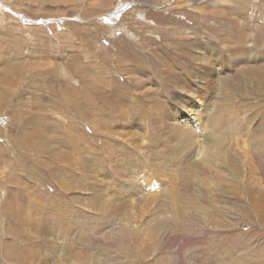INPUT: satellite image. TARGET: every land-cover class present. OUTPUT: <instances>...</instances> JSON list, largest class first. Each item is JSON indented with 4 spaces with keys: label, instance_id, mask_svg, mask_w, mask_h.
Returning a JSON list of instances; mask_svg holds the SVG:
<instances>
[{
    "label": "rangeland",
    "instance_id": "obj_1",
    "mask_svg": "<svg viewBox=\"0 0 264 264\" xmlns=\"http://www.w3.org/2000/svg\"><path fill=\"white\" fill-rule=\"evenodd\" d=\"M0 264H264V0H0Z\"/></svg>",
    "mask_w": 264,
    "mask_h": 264
},
{
    "label": "bare ground",
    "instance_id": "obj_2",
    "mask_svg": "<svg viewBox=\"0 0 264 264\" xmlns=\"http://www.w3.org/2000/svg\"><path fill=\"white\" fill-rule=\"evenodd\" d=\"M181 122H183L184 124H187V120L186 119H184V121H181ZM194 122V121H193ZM194 136V135H193ZM192 136V137H193ZM100 197V196H99ZM183 197H185V196H183ZM101 198V197H100Z\"/></svg>",
    "mask_w": 264,
    "mask_h": 264
}]
</instances>
